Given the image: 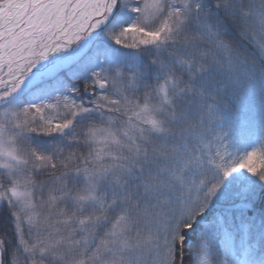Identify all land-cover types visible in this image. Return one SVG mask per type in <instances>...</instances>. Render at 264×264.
<instances>
[{"label": "snow or ice", "instance_id": "1", "mask_svg": "<svg viewBox=\"0 0 264 264\" xmlns=\"http://www.w3.org/2000/svg\"><path fill=\"white\" fill-rule=\"evenodd\" d=\"M0 264H264V0H0Z\"/></svg>", "mask_w": 264, "mask_h": 264}]
</instances>
